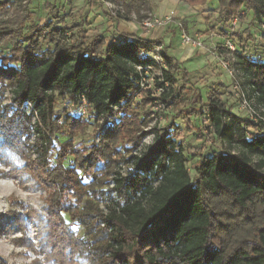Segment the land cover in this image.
I'll list each match as a JSON object with an SVG mask.
<instances>
[{"label": "trees", "instance_id": "obj_1", "mask_svg": "<svg viewBox=\"0 0 264 264\" xmlns=\"http://www.w3.org/2000/svg\"><path fill=\"white\" fill-rule=\"evenodd\" d=\"M138 1L123 0L126 14L141 17ZM177 1L194 8L210 0ZM216 1L222 28L248 14L261 28L264 0ZM8 9L0 4L1 14ZM222 34L238 37L230 65L264 103V61L246 54L243 35ZM157 44L160 38L121 35L107 41L88 37L81 26H38L28 14L0 20V47L8 48L0 50V143L28 164L48 195L46 222L38 224L49 248L45 256L56 264L76 258L89 264H264V134L209 91L201 108L213 135L238 152L201 157L191 177L176 142L179 128L171 131V123L144 131L159 103L177 109L175 117L188 103L186 76L180 87L174 78L177 63L164 50L161 63L148 57ZM216 49L220 57L228 55L222 44ZM147 70L160 73L156 98L141 86ZM57 97L76 105L84 99L101 122L98 145L87 155L73 147L87 121H61ZM202 109L191 113L203 116ZM149 133L152 145L133 154ZM120 165L126 167L123 175Z\"/></svg>", "mask_w": 264, "mask_h": 264}, {"label": "rangeland", "instance_id": "obj_2", "mask_svg": "<svg viewBox=\"0 0 264 264\" xmlns=\"http://www.w3.org/2000/svg\"><path fill=\"white\" fill-rule=\"evenodd\" d=\"M0 4H5L9 8L6 13H0V20L12 18L16 14L22 16L28 14L30 21L38 26H42L45 21L54 27L81 26L88 37L100 35L107 41L114 38L117 40L121 36L117 32L121 23L127 27L125 32L129 33L130 38L147 40L160 38L161 45H155L148 57L154 62L161 63L159 52L164 50L167 56L177 63L178 70L174 78L180 87L184 83L182 78L186 76L183 90L188 103L182 108L180 113L182 117H175L177 109L170 108L169 103L168 106L159 103L150 110L151 121L144 131L162 129L171 123L173 124L171 131L179 128L176 142L185 150L186 167L191 177L194 176V167L201 157H209L217 152L230 154L238 152L236 147L215 139L206 111L201 108L206 104L208 92L215 90L228 111L235 116L244 117L237 108L235 96L231 94V78L221 68L217 58L211 54L214 48L218 53L217 46L225 40L222 33L228 32L227 26L222 28L217 18L216 0L208 1L202 8L188 7L177 0H141L136 3L135 9L142 18H138L135 12L126 14L123 0H0ZM170 12L174 13V17L165 26L150 31L141 28L140 24L146 18L153 16L163 18ZM234 31L248 39L243 45L246 54L264 61V32L252 23L250 14L242 23L238 22ZM182 34L200 40L203 48L182 45ZM237 38L233 40L236 48L239 47ZM41 44L43 49L48 47L47 42L42 39ZM0 50L6 53L8 48L0 47ZM222 58L231 63V58L226 54L222 55ZM146 75L147 78L142 79V87L156 98L158 90L155 78H160L159 70H147ZM10 97V94L5 93L7 100ZM79 107V104L57 97L54 110L61 121L67 117L87 121L84 130L73 140L74 150L87 155L98 145L97 133L101 122L97 123L93 119L87 105L82 111L84 113L79 111ZM192 109L198 111L202 109L203 116L193 115ZM153 141L154 134L149 133L133 154L138 156L144 154ZM125 170L124 165L117 168L121 175ZM39 181L35 172H32L23 159L0 143V225L3 228L7 223L11 224L0 234V264H56L45 256L49 248L43 240L42 227L38 226L39 220L42 223L46 222L48 209V195L43 191ZM100 209L106 212L102 205ZM73 229L77 236L82 237L80 227L73 226ZM59 247L61 248V245ZM84 261L86 260L76 258L67 264H82Z\"/></svg>", "mask_w": 264, "mask_h": 264}, {"label": "built area", "instance_id": "obj_3", "mask_svg": "<svg viewBox=\"0 0 264 264\" xmlns=\"http://www.w3.org/2000/svg\"><path fill=\"white\" fill-rule=\"evenodd\" d=\"M243 15V13H241ZM174 17V13L170 12L163 18H157L155 16L146 18L140 24L141 28L144 31H150L153 29H158L160 27L165 26L166 24L170 23ZM238 24L237 19H233V21L227 25V33L232 34L234 28ZM261 30L264 32V21L261 25ZM181 42L184 46H190L192 48L202 49L203 46L198 39H192L186 34H182ZM222 47L228 52L229 57L237 50L236 45L231 38H227L222 43ZM211 54L217 58L219 61L221 68L226 71L231 78V94L235 97V100L238 103L237 108L244 114L243 119L246 120L250 125L259 128V133L264 134V103L257 100V95L251 93L250 88L248 86H242V75L238 73L234 68L231 67L230 62L224 60L222 57L217 55V52L214 50ZM157 63V62H156ZM142 86V82H141ZM79 111L81 113L86 106L85 100L82 99L81 103L79 104Z\"/></svg>", "mask_w": 264, "mask_h": 264}, {"label": "crops", "instance_id": "obj_4", "mask_svg": "<svg viewBox=\"0 0 264 264\" xmlns=\"http://www.w3.org/2000/svg\"><path fill=\"white\" fill-rule=\"evenodd\" d=\"M196 8H202V7H196ZM118 26H119V27H118V30H117L118 34L128 36L129 33L125 32V29H126L127 27L124 26V25L121 24V23H119ZM142 39H143V38H142ZM157 39H158V38H157ZM150 41H151V40H150ZM218 44H219V43H218ZM219 45H220V44H219Z\"/></svg>", "mask_w": 264, "mask_h": 264}, {"label": "clouds", "instance_id": "obj_5", "mask_svg": "<svg viewBox=\"0 0 264 264\" xmlns=\"http://www.w3.org/2000/svg\"><path fill=\"white\" fill-rule=\"evenodd\" d=\"M82 264H87V261L82 262Z\"/></svg>", "mask_w": 264, "mask_h": 264}]
</instances>
